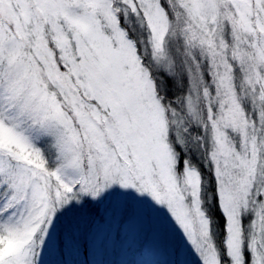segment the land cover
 I'll use <instances>...</instances> for the list:
<instances>
[{"label":"snow or ice","instance_id":"6c2138e0","mask_svg":"<svg viewBox=\"0 0 264 264\" xmlns=\"http://www.w3.org/2000/svg\"><path fill=\"white\" fill-rule=\"evenodd\" d=\"M0 264H264V0H0Z\"/></svg>","mask_w":264,"mask_h":264}]
</instances>
